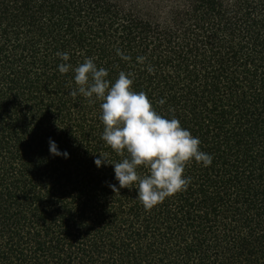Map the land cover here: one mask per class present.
Masks as SVG:
<instances>
[{
	"label": "trees",
	"instance_id": "obj_1",
	"mask_svg": "<svg viewBox=\"0 0 264 264\" xmlns=\"http://www.w3.org/2000/svg\"><path fill=\"white\" fill-rule=\"evenodd\" d=\"M85 58L199 138L186 189L119 188ZM0 264H264V0H0Z\"/></svg>",
	"mask_w": 264,
	"mask_h": 264
},
{
	"label": "clouds",
	"instance_id": "obj_2",
	"mask_svg": "<svg viewBox=\"0 0 264 264\" xmlns=\"http://www.w3.org/2000/svg\"><path fill=\"white\" fill-rule=\"evenodd\" d=\"M117 54L119 50H117ZM64 61H69L67 52L57 53ZM142 61L143 58H138ZM61 74L74 73L76 87L70 91L75 98L78 94L102 101L100 120L104 125L101 139L117 154L124 151L128 157L121 162L112 163L114 179L119 188L137 189L139 202L145 210L162 202L177 192L186 189L189 178L183 176L187 162L195 160L197 164L208 167L212 157L200 150V140L182 127L176 118H166L158 114L143 92L131 90L130 73L120 72L114 83L109 85L105 79L108 72L97 68L93 58H85L75 68L68 63L58 66ZM49 152L53 156L69 157L67 151H61L56 142L49 139ZM110 161L103 154L94 160L97 167ZM144 166L148 174L140 176L136 169ZM118 190L117 185H110Z\"/></svg>",
	"mask_w": 264,
	"mask_h": 264
}]
</instances>
